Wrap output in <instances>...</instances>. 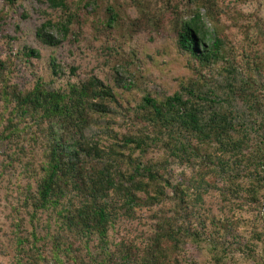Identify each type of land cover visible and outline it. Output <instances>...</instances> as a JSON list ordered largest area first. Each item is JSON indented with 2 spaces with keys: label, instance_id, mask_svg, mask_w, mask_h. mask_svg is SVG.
Segmentation results:
<instances>
[{
  "label": "trees",
  "instance_id": "1",
  "mask_svg": "<svg viewBox=\"0 0 264 264\" xmlns=\"http://www.w3.org/2000/svg\"><path fill=\"white\" fill-rule=\"evenodd\" d=\"M96 1L33 0L42 17L34 38L53 51ZM129 1L140 13L130 28L168 25L193 66L172 92L123 106L137 123L127 133L96 117L121 105L142 72L152 75L138 51L112 52L122 64L110 80L59 85L63 68L52 55L47 77L29 88L0 60V143L11 151L0 188L21 168L9 230L0 225V264H240L237 255L264 263V20L235 11L239 38L230 43L217 29L221 0ZM121 22L107 4L103 30ZM22 53L40 58L30 46ZM174 164L186 168L177 182Z\"/></svg>",
  "mask_w": 264,
  "mask_h": 264
},
{
  "label": "rangeland",
  "instance_id": "2",
  "mask_svg": "<svg viewBox=\"0 0 264 264\" xmlns=\"http://www.w3.org/2000/svg\"><path fill=\"white\" fill-rule=\"evenodd\" d=\"M32 3L33 0H20L17 6L8 8L6 2L0 0V60L10 61L8 66L12 70L13 82L20 88H29L38 76L47 77L52 55L63 68L64 75L56 80V84L59 85L68 80L84 81L90 77L110 80L117 75L115 70L121 73L122 64L121 57L112 52L124 56L132 51L139 52L141 68L150 70L152 75L142 72L144 77L136 82V87L125 99L120 100L121 105L113 107L110 114L96 117L101 125L112 128L119 135L129 132L126 131L128 128L137 125L133 113H127L123 106L136 107L145 92L156 96L168 94L174 90L177 79L181 80L191 75L190 70L193 65L177 54L175 37L168 25L160 29L153 24L141 25L140 30L130 28L131 21L139 17L140 13L129 0H97L99 9L92 15L84 16L87 18H82L80 23L73 26L72 34L53 51L41 46L34 38V29L42 17L32 13ZM177 3L181 6L184 1ZM107 4L120 11L122 22L119 28L103 30L101 27V22L105 20ZM239 9L264 20V0H221L218 3L219 15L215 18L218 20L217 29L230 43H234L239 38L235 29V11ZM23 13L28 14L27 18L30 17L24 19ZM246 22L248 21L243 20L237 25ZM24 46L39 50L40 58H27L22 53ZM121 49L124 51L121 52ZM70 68L75 69L74 74L71 73ZM127 76L123 74V78ZM94 130L95 127L92 126L90 131ZM9 152L11 151L8 144L0 143V163L6 159V154ZM36 152L38 154L39 150ZM16 171H21V168L15 167L14 176ZM170 171L173 182H177L179 173L186 171V168L174 164L170 167ZM9 174L11 173L6 172L3 175L1 179L3 185L0 188V225H3L6 231L9 230L10 223L8 204L16 202L15 185L11 183L14 176L8 180ZM131 226L128 225L130 229ZM258 250H261V247ZM258 250L256 253L260 254ZM237 256L240 257V264H257L254 261L250 263L241 255ZM206 258V256L200 257L199 261L205 263ZM259 264L264 263L260 260Z\"/></svg>",
  "mask_w": 264,
  "mask_h": 264
}]
</instances>
